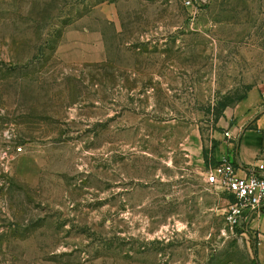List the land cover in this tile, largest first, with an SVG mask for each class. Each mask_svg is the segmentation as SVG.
<instances>
[{
  "label": "rangeland",
  "instance_id": "374dc122",
  "mask_svg": "<svg viewBox=\"0 0 264 264\" xmlns=\"http://www.w3.org/2000/svg\"><path fill=\"white\" fill-rule=\"evenodd\" d=\"M263 87L264 0H0V264H264L207 181Z\"/></svg>",
  "mask_w": 264,
  "mask_h": 264
},
{
  "label": "built area",
  "instance_id": "2783aa9c",
  "mask_svg": "<svg viewBox=\"0 0 264 264\" xmlns=\"http://www.w3.org/2000/svg\"><path fill=\"white\" fill-rule=\"evenodd\" d=\"M206 0H185V6L194 10L196 5H203ZM229 138V132H225ZM239 166L223 157L219 164L207 175L210 184L220 186L228 193V204L225 211V221L230 228L242 227L248 224L251 215L258 216L264 207V165L254 166L247 174L239 175Z\"/></svg>",
  "mask_w": 264,
  "mask_h": 264
},
{
  "label": "crops",
  "instance_id": "0c3cea01",
  "mask_svg": "<svg viewBox=\"0 0 264 264\" xmlns=\"http://www.w3.org/2000/svg\"><path fill=\"white\" fill-rule=\"evenodd\" d=\"M258 96L257 101L252 100L246 105L242 118H237L238 110H235L230 116L224 113L219 120L220 127L225 130L229 128L230 137L223 138L219 143L216 159L220 161L227 157L234 161L240 167L239 175L247 174L254 166L264 165V87L260 88ZM229 120H235L232 126ZM251 216L250 220H255L259 218L260 212L258 216Z\"/></svg>",
  "mask_w": 264,
  "mask_h": 264
},
{
  "label": "trees",
  "instance_id": "16d2710c",
  "mask_svg": "<svg viewBox=\"0 0 264 264\" xmlns=\"http://www.w3.org/2000/svg\"><path fill=\"white\" fill-rule=\"evenodd\" d=\"M243 98H244V97H242L241 99H243ZM226 106H227V104H224V105H223V109H224ZM218 115L220 116V114H219V113H218ZM215 161H216V160H215ZM215 161L213 162L214 164H216V163H217V162H215Z\"/></svg>",
  "mask_w": 264,
  "mask_h": 264
}]
</instances>
